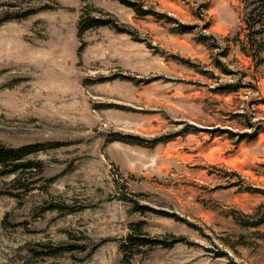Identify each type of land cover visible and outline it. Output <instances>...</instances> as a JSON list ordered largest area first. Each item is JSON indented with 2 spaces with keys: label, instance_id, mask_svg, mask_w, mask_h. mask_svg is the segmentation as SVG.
<instances>
[{
  "label": "rangeland",
  "instance_id": "rangeland-1",
  "mask_svg": "<svg viewBox=\"0 0 264 264\" xmlns=\"http://www.w3.org/2000/svg\"><path fill=\"white\" fill-rule=\"evenodd\" d=\"M127 1L0 0V264H264L249 3Z\"/></svg>",
  "mask_w": 264,
  "mask_h": 264
},
{
  "label": "trees",
  "instance_id": "trees-1",
  "mask_svg": "<svg viewBox=\"0 0 264 264\" xmlns=\"http://www.w3.org/2000/svg\"><path fill=\"white\" fill-rule=\"evenodd\" d=\"M124 4L130 5L131 3L127 0H120ZM249 3V8L247 9L245 13V23L247 28H249V37H250V42H251V48L254 50V54L258 56V53L262 50H264V0H247ZM145 12V11H144ZM84 22V23H83ZM109 21H105L99 18H94V17H89L86 20H82L79 25V29L82 31L85 28L88 27H93V26H102L108 24ZM83 24V25H82ZM82 25V26H81ZM112 26V25H111ZM257 26L256 29L254 27ZM116 30L118 27H114ZM181 31L180 32H185L188 30L187 26H181ZM256 36H259V39L256 41ZM205 38V37H202ZM201 40V39H200ZM259 62H264V56L263 57H257ZM33 149V145H28L21 147L19 149H10L7 147H4L0 145V165H2L4 168L8 166H17V165H12L15 164V160H18L21 158L22 155L27 154L31 152ZM139 237H133V236H128V239L131 242H146V239H138ZM149 243H158L159 240H152L148 239ZM131 246V245H130ZM127 245V250H129L131 247Z\"/></svg>",
  "mask_w": 264,
  "mask_h": 264
}]
</instances>
